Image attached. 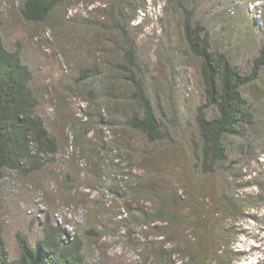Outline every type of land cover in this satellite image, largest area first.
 I'll use <instances>...</instances> for the list:
<instances>
[{
	"label": "rangeland",
	"instance_id": "1",
	"mask_svg": "<svg viewBox=\"0 0 264 264\" xmlns=\"http://www.w3.org/2000/svg\"><path fill=\"white\" fill-rule=\"evenodd\" d=\"M88 1L74 0L64 7L62 17L53 14L44 23H30L20 13L21 0H0V6L8 10L4 27L6 44L10 49H15L16 43L23 46L24 62L34 72L33 87L40 98L39 110L59 138L58 152L44 168L29 176L8 172L0 180L3 207L0 234L11 258L16 259L20 249L18 231L26 234L32 244L35 243L50 212L54 222L64 225L70 234L96 224L100 227L98 230L103 236L98 241L87 238L91 241L84 251L89 264H161L160 259L155 258L156 254L149 252L141 227L133 222V228L129 230L117 222L127 217H130L128 221L133 220L131 213L125 211L119 195L102 190L104 185L118 186L117 177H152L151 172L141 166L148 164L143 162L142 156L148 155L146 151L151 146L142 134L123 128V124L116 120L118 112L131 105L128 96H122L127 86L122 79L116 84L115 91L122 94L124 103L117 105L115 101L108 100L101 107L94 100L85 101L74 90L78 72L82 68L108 64L113 47L120 43L119 36L105 26L110 25L112 19L104 16L110 6L114 3L116 6L117 0H99L95 5L98 6L97 11L91 10L93 7L88 5ZM183 3L187 10L195 11L194 20L200 21L211 33L213 48L227 53L242 72L250 73L264 40V0H183ZM179 16L181 14L167 0H147L146 10L134 12L126 25L128 38L144 70L146 92L172 131L177 128L176 137L181 143L182 155L174 154L175 147L168 142L153 145L162 162L154 177L163 184H169L166 185L168 188L182 189L188 203H196L199 195L206 201V209L212 211L215 203L223 200L227 188L228 193L243 199L245 213L239 218H230L228 222L234 224V234L228 240L229 249L236 253L232 264H264V65L254 82L244 89L255 116V125L248 127L245 134L227 139L229 161L217 173L194 172L190 169L193 164L189 139L197 136L196 115L198 106L203 104L204 86L199 60L188 51L179 27ZM84 18L91 19L88 22L94 28L80 37L75 24ZM88 109L94 111L98 118L111 116L113 124L93 121L96 126L90 133L80 135L82 139L79 138L75 144L72 118L81 126L88 117ZM171 119L175 125L170 124ZM119 132L124 136L125 144L131 147L128 149L131 152L124 150L120 155V152L98 147L102 152L109 151L102 155L110 160L108 164L114 175L108 178L110 182L103 183L97 174L87 169L86 159L81 153L82 144L85 140L102 143V139L117 138ZM67 135L70 136L68 142ZM148 166L152 169L150 164ZM66 173H71L76 180L78 190L73 188L72 194L63 192L64 189L67 191L63 176ZM89 183L96 188H87ZM195 183L200 184L201 194L194 190ZM76 193L82 194L83 205L92 202L90 209L97 201L95 209H101L97 216L90 209L86 212L85 206L73 202ZM105 193L107 196L102 197ZM180 231L179 237L188 239L187 230ZM149 233L151 239H156L153 229Z\"/></svg>",
	"mask_w": 264,
	"mask_h": 264
},
{
	"label": "trees",
	"instance_id": "2",
	"mask_svg": "<svg viewBox=\"0 0 264 264\" xmlns=\"http://www.w3.org/2000/svg\"><path fill=\"white\" fill-rule=\"evenodd\" d=\"M72 1L74 0H21L19 10L25 21L44 23L53 14L62 17L64 7ZM167 1L181 14L179 27L189 53L199 60V73L204 86L203 104L198 106L196 115L197 136L189 139L193 164L190 169L202 174H214L228 164L227 139L243 135L248 127L255 125V116L244 95V89L254 82L263 68L264 40L256 59L252 62L251 72L244 73L231 62L227 53L213 48L211 33L200 21L194 20L193 9L187 10L183 0ZM97 2L99 0L88 1V5L93 7L91 10L97 11ZM116 3V6L114 3L105 11L104 16L112 19L111 24L105 26L119 36L120 43L113 47L108 64L82 68L80 73L78 72L74 90L78 91L76 94H81L85 101L94 100L100 107L108 100H113L119 105L124 103L122 101L125 99L115 90L116 84L123 80L127 88L123 89L126 91L122 96L127 95L131 105L128 109L120 110L116 120L123 124V128H129L128 130L144 136L151 147L146 151L148 155H143L142 159L150 164L153 171L148 164L141 165L148 173L151 172L152 177H117L118 186L104 185L102 190L119 195L125 211L131 213L133 220L128 221L130 217H127L117 222L129 230L133 228V222L137 227H141L140 232L146 246L150 248L149 252L155 253V258L160 259L161 264H232L236 253L229 249L228 240L234 234V224L228 222L232 217L243 216L244 200L228 193L227 188L223 193V200H218L212 211L206 209L207 203L199 195L196 197V203H188L182 189L168 188L169 184H163L154 177L159 171L158 168L162 167V162L160 153L153 145L162 141L168 142L175 147L174 154L177 152L182 155L179 149L181 143L176 137L177 128L172 131L161 117L163 114L158 106L148 96L144 70L138 62L134 45L128 38L126 25L131 20L129 17L133 16L134 12L146 10L147 0H117ZM6 11L8 12L0 6V180L8 172L31 175L44 168L59 149V138L49 127L48 119L39 110L40 98L33 87L34 72L24 62L23 46L16 43L15 49H10L6 44ZM88 21L91 19L84 18L75 24V30L80 37L94 28ZM249 22L251 23V20ZM121 59L124 60L123 63ZM86 114L88 117L83 120L81 126L72 118V127L76 131L72 136L75 144L79 138L82 139L83 136L80 135L90 133L91 128L96 126L97 123L93 121L104 125L113 124L111 116H108V119L103 116L98 118L91 109H88ZM170 124L176 123L171 119ZM118 135L117 138L102 139V143L85 140L82 144L81 153L86 159L87 169L97 174L103 183L110 182L108 178L111 179L114 175L108 164L110 160L102 153L109 152L108 150L120 152V155L124 150L131 152L128 150L131 147L123 141L124 136L120 132ZM69 137L66 136L67 142ZM100 146L108 150L102 152L98 148ZM169 161H172L171 158ZM63 176L66 181L64 187L67 188L64 193L72 194L73 188L78 190L71 173ZM198 185L200 184H194V190L201 194ZM86 186L96 188L93 183ZM107 193L102 197H106ZM73 202L78 206H85L86 212H89L92 203L90 201L83 205L81 193H76ZM93 203V209L90 210L97 216L101 209H95L97 201ZM2 208L0 202V233ZM99 228L96 224L84 231L76 230L70 234L64 225L54 222L49 212L43 222L41 236L35 243L32 244L26 234L18 231L20 249L16 259L11 258L0 234V264H89L84 251L88 241H91L87 238L98 241L103 236ZM150 229L154 230L156 239L150 238ZM180 229L187 230L188 239L179 237Z\"/></svg>",
	"mask_w": 264,
	"mask_h": 264
}]
</instances>
